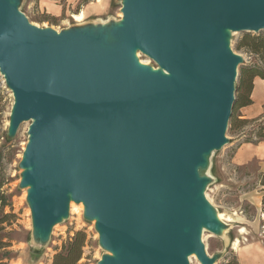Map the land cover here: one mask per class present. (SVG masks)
Here are the masks:
<instances>
[{
	"label": "water",
	"instance_id": "obj_1",
	"mask_svg": "<svg viewBox=\"0 0 264 264\" xmlns=\"http://www.w3.org/2000/svg\"><path fill=\"white\" fill-rule=\"evenodd\" d=\"M121 1L115 23L58 31L0 0L9 136L30 121L20 185L34 232L47 240L82 203L106 250L98 264H216L202 234L227 223L203 171L228 143L244 62L232 33L264 30V0Z\"/></svg>",
	"mask_w": 264,
	"mask_h": 264
},
{
	"label": "rangeland",
	"instance_id": "obj_2",
	"mask_svg": "<svg viewBox=\"0 0 264 264\" xmlns=\"http://www.w3.org/2000/svg\"><path fill=\"white\" fill-rule=\"evenodd\" d=\"M56 2V7L44 8L42 0H21L20 9L32 23L40 27L49 26L58 31L77 24L110 25L123 17L121 0H77L71 6H68L67 0ZM82 11L85 12L86 18L78 22L74 19V14ZM247 33L249 32L236 31L231 37L232 48L244 58V62L238 67L234 106L239 98L241 69L246 66L264 69V61L257 55L245 48H238V43ZM250 33L264 34V30ZM140 59L157 67V64L145 55L140 54ZM13 103L12 92L0 72V184L6 195L7 205L4 211L13 214L2 224L5 228L0 232V237L12 246L2 249L0 255L4 254L5 250L11 251L4 260L8 264H53L54 257L62 250L63 244L76 231L85 230L88 235L87 243L78 264H98L106 250L99 243L95 221L85 218L84 209L80 204L73 202L75 206L69 216L54 226L47 240L43 241L35 234L31 208L27 201L28 188L20 185L24 171L20 163L29 141L30 121L23 122L14 137L9 136ZM253 103L244 108L233 107L226 132L228 143L222 149L211 153L210 165L203 171L211 177L206 186L210 202L217 212L232 217L231 221L223 219L227 223L223 234L217 235L208 230H204L202 234L206 251L216 258V264H224L236 257L231 247L237 238L241 243H246L264 232V228L259 225L258 210L264 188V173L260 171L257 159L252 157L257 151V146H264V137L260 136L264 134V90ZM243 157L248 161L242 163L245 161ZM243 228L245 231H242ZM196 258H192V264H201Z\"/></svg>",
	"mask_w": 264,
	"mask_h": 264
},
{
	"label": "trees",
	"instance_id": "obj_3",
	"mask_svg": "<svg viewBox=\"0 0 264 264\" xmlns=\"http://www.w3.org/2000/svg\"><path fill=\"white\" fill-rule=\"evenodd\" d=\"M53 1L63 2L64 0ZM238 48H245L251 53L257 55L260 60L264 61V34L247 33L238 43ZM257 77L264 79V69L257 66H246L241 69L240 83L238 85L239 98L237 99L234 108L245 107L253 103L251 94L254 89V81ZM260 136L264 137V134H261ZM6 205V195L0 184V232L5 228L2 224L13 215L5 213L4 208ZM262 205L264 212V195L262 198ZM87 237L88 235L85 230L76 231L75 234L63 244L62 250L56 253L53 264H78L83 257V249L87 243ZM11 246L12 244L10 242H6L0 237V252L2 249H8ZM5 251L4 254L0 255V264H8V262L4 260L8 258L11 251ZM224 264H239V262L237 258L234 257L233 259L226 261Z\"/></svg>",
	"mask_w": 264,
	"mask_h": 264
},
{
	"label": "crops",
	"instance_id": "obj_4",
	"mask_svg": "<svg viewBox=\"0 0 264 264\" xmlns=\"http://www.w3.org/2000/svg\"><path fill=\"white\" fill-rule=\"evenodd\" d=\"M67 1H68V6H71L75 4L77 0H67ZM56 3L57 2L53 0H42V6H44V8L45 7L49 8L50 6L56 7ZM263 90H264V79L256 78L254 81V89L252 92V99L254 100V102L256 98L259 97L261 92H263ZM252 157L257 159L259 163L260 171L264 173V146H257V151ZM243 159L245 161L242 163H245L248 161L246 160L245 157H243ZM263 195H264V188L262 189L260 207L258 208L259 213H260V219H259L260 227L264 226V212H263V205H262ZM231 249L234 250V254L239 264H264V232L262 231V235L256 236L251 241H248L246 243H241L237 250L233 248V243H232Z\"/></svg>",
	"mask_w": 264,
	"mask_h": 264
},
{
	"label": "bare ground",
	"instance_id": "obj_5",
	"mask_svg": "<svg viewBox=\"0 0 264 264\" xmlns=\"http://www.w3.org/2000/svg\"><path fill=\"white\" fill-rule=\"evenodd\" d=\"M85 18H86V14H85V12L84 11H82V12H80V13H76V14H74V19L76 20V21H78V22H82V21H84L85 20ZM109 24V23H108ZM138 57H140V54H138ZM141 60V59H140ZM141 62L142 63H144V64H147L146 63V61H144V60H141ZM205 174V173H204ZM205 195H206V197L208 198V200L210 201V196L206 193V191H205ZM209 196V197H208ZM80 204V206L84 209V206H83V204L82 203H79ZM75 205H74V203L72 202L71 203V207H70V211H71V209H72V207H74ZM217 218L219 219V220H221L222 222H224V223H226L225 221H223V219H225V220H228V221H231L232 220V217L231 216H228L227 214L225 215V213H220V212H217ZM204 230H206V229H204ZM225 230L223 229L222 230V232H224ZM242 231H245L244 230V228L242 229ZM205 236V235H204ZM203 237V236H202ZM240 244H241V241H240V239L239 238H237L235 241H234V243H233V248L234 249H238L239 248V246H240ZM107 254H112L110 251L108 252L107 251ZM192 258H196V256H195V254H193V255H191L190 256V264H192ZM197 259V258H196Z\"/></svg>",
	"mask_w": 264,
	"mask_h": 264
},
{
	"label": "built area",
	"instance_id": "obj_6",
	"mask_svg": "<svg viewBox=\"0 0 264 264\" xmlns=\"http://www.w3.org/2000/svg\"><path fill=\"white\" fill-rule=\"evenodd\" d=\"M263 228H264V226H263Z\"/></svg>",
	"mask_w": 264,
	"mask_h": 264
}]
</instances>
